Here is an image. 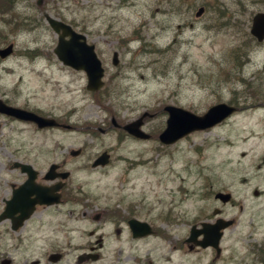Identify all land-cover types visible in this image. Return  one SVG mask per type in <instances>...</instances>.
<instances>
[{"label":"rangeland","instance_id":"rangeland-1","mask_svg":"<svg viewBox=\"0 0 264 264\" xmlns=\"http://www.w3.org/2000/svg\"><path fill=\"white\" fill-rule=\"evenodd\" d=\"M38 1L13 0L21 20L0 15V46L15 44L14 54L0 60V97L16 98L79 129L41 134L0 117V198L7 196L2 190L9 180H22L9 170L2 150L44 146L50 158L40 159L38 168L66 159L70 183L79 185V206L40 210L19 232L10 230L9 220L0 223V262L8 255L13 264H77L79 252L96 240L89 232L96 230L103 236L101 259L87 264H234L233 258L237 264H264V139L256 137L264 136V41L250 34L264 0ZM201 6L205 12L197 17ZM46 14L95 45L105 67L97 97L86 88L84 71L57 58L58 35ZM219 102L239 109L172 145L159 141L166 105L203 114ZM143 113L153 115L143 127L150 140L110 128L113 118L125 124ZM78 148L79 157L72 156L70 150ZM104 150H111L110 164L93 169ZM219 191L231 193L232 201L215 199ZM215 208L235 219L221 239V257L214 261L213 249L178 247L192 225L215 220ZM97 212L103 215L98 222L92 219ZM111 212L134 213L170 237L136 240ZM54 251L67 255L50 263Z\"/></svg>","mask_w":264,"mask_h":264},{"label":"water","instance_id":"water-1","mask_svg":"<svg viewBox=\"0 0 264 264\" xmlns=\"http://www.w3.org/2000/svg\"><path fill=\"white\" fill-rule=\"evenodd\" d=\"M41 3V0L39 1ZM203 12L200 9L198 15ZM49 24L60 33L59 44L55 49L58 57L66 64L74 67L75 69H84L88 75L87 88L92 91L99 90L103 86L102 77L104 69L102 68L101 61L95 53L94 45L87 43L86 37L73 30V28L64 22L57 20L51 16H47ZM62 31V32H61ZM251 33L259 40H264V12L257 13L252 22ZM70 36L69 39L66 37ZM13 52V44L1 48L0 57L6 58ZM116 62V61H115ZM236 110L235 107L225 103H219L209 108L203 115H196L190 111L176 106H166L165 111L169 113L166 129L160 134L159 138L163 143L170 144L183 136L195 130H203L214 126L228 117ZM0 112L8 115H13L22 120L35 121L39 127L55 126L59 123L52 118H45L37 115L32 111L21 108H15L6 105L0 100ZM148 114L145 113L139 119L124 126L130 134L139 138H149L150 136L141 130L144 118ZM74 152L73 154H77ZM109 156L104 153L95 163L94 166L99 164L105 165L108 162ZM20 165V164H17ZM24 171L30 174L29 179L18 189L14 190L13 197L7 201L5 211L0 215V222L10 218L12 221V228L17 230L26 219H28L37 204L51 205L60 202L59 190L62 188L63 183L56 184L52 187L39 185L35 182L36 174L29 165H22ZM56 165L51 166L46 175L48 180H55L58 176L54 174ZM62 178H66L68 174H62ZM217 198L224 202L230 200V194L218 193ZM217 213V211H215ZM95 220L100 219V214L94 216ZM130 227L135 237H142L152 232V228L146 222H141L137 219L129 221ZM233 224L232 220L225 221L219 219L215 224L203 223L202 229L194 226L191 230V236L188 241H193L198 235L204 233L205 238L199 241L203 246L213 245L218 248L219 240L222 236L221 230ZM60 255L55 254L51 256L52 261L59 260ZM94 256L93 259H97ZM84 260L83 256L79 257V262ZM2 264H10V260H4Z\"/></svg>","mask_w":264,"mask_h":264},{"label":"flooded vegetation","instance_id":"flooded-vegetation-1","mask_svg":"<svg viewBox=\"0 0 264 264\" xmlns=\"http://www.w3.org/2000/svg\"><path fill=\"white\" fill-rule=\"evenodd\" d=\"M130 1L133 0H119V2L123 5H127L130 3ZM174 1V0H171ZM121 65V61L120 58L118 59V64L117 65H113L116 69L120 68ZM3 100L9 104V105H13V106H17V107H22V108H26V109H30V107H28V105H21L18 101V99L16 98H10V97H3ZM32 110V109H30ZM38 112V111H37ZM43 116H46L45 114H42V112H38ZM0 117H2L4 120H6L9 123H24L25 125H28L30 127L33 128L34 132L37 133H46L50 130V128H44V129H40L37 127V125L33 122H25V121H20L18 119H15L13 117L10 116H6L3 114H0ZM43 147L44 146H33L30 147L28 149H20L19 147H17L16 149L13 150H7L6 148L2 150V155L3 157H5L8 161V166L10 167V171H16L19 172L22 176V181L18 182V180H9L6 185L7 188L3 189L2 191H7V196L5 195H1L0 198V213L3 212L4 208H5V200L9 199L12 194L14 189H16L17 187H19L21 184H23L26 179H27V174L23 173L21 171V168L15 169L12 168V166L15 164V162H21V163H25V164H29L31 165L33 168L38 170V166H39V160L40 159H45V158H50V156L48 154H46L43 151ZM79 157V154L78 156ZM97 157V156H96ZM54 162H50L48 163V165L53 164ZM58 164V169H57V173H62L63 171H66L65 166L67 165L68 161L64 158H62L59 162H55ZM5 167H7L6 165H4ZM72 171H70V176L69 178L66 180L65 185L63 186L62 190H61V195H62V202L60 205H56V206H46V205H37L36 210L37 212L40 210H45V209H50L52 207H57V206H62V205H67V203L70 201H77V205H79V185H72L70 183L71 179H72ZM37 183L39 184H47V185H54L56 183H58L59 180L55 181V182H47L46 180H44V174H42V171L39 170V173L37 175ZM73 203V202H72ZM74 210L71 211V213H73ZM77 210L75 209L74 213H76ZM75 216H78V214H75ZM158 231V230H157ZM155 231V235L158 234V232ZM92 237H98L95 234L92 235ZM97 239V238H96ZM185 243V242H184ZM96 243H94L95 245ZM92 244H90L88 246V250H94V252H96L97 250H99V247H96ZM95 248V249H94ZM200 249V247L195 246L193 249H190L191 251H195ZM67 255V254H64ZM64 257V256H63Z\"/></svg>","mask_w":264,"mask_h":264},{"label":"trees","instance_id":"trees-1","mask_svg":"<svg viewBox=\"0 0 264 264\" xmlns=\"http://www.w3.org/2000/svg\"><path fill=\"white\" fill-rule=\"evenodd\" d=\"M13 0H0V13L2 12H11L13 13ZM2 38H0V43L2 42Z\"/></svg>","mask_w":264,"mask_h":264},{"label":"bare ground","instance_id":"bare-ground-1","mask_svg":"<svg viewBox=\"0 0 264 264\" xmlns=\"http://www.w3.org/2000/svg\"><path fill=\"white\" fill-rule=\"evenodd\" d=\"M155 53H156V52H155ZM159 56H160V55H159ZM148 62H149V61H148ZM158 62H159V61H158ZM151 69H152V68H151ZM260 110H261V109H260ZM258 136H261V137L264 139V136H263L262 134H258L256 137H258ZM259 153H264V150H263V151H260ZM234 259H235V258H233V259L230 261V263L233 262L234 264H237V263H236V260L234 261Z\"/></svg>","mask_w":264,"mask_h":264}]
</instances>
